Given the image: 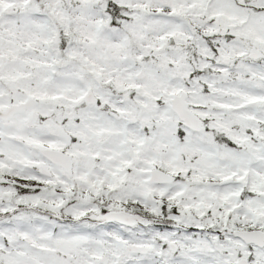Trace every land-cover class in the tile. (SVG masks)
<instances>
[{"label": "snow or ice", "instance_id": "6c2138e0", "mask_svg": "<svg viewBox=\"0 0 264 264\" xmlns=\"http://www.w3.org/2000/svg\"><path fill=\"white\" fill-rule=\"evenodd\" d=\"M0 264H264V0H0Z\"/></svg>", "mask_w": 264, "mask_h": 264}]
</instances>
